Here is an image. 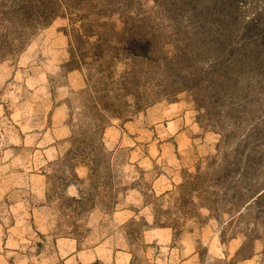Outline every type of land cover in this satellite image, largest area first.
<instances>
[{
  "label": "rangeland",
  "instance_id": "1",
  "mask_svg": "<svg viewBox=\"0 0 264 264\" xmlns=\"http://www.w3.org/2000/svg\"><path fill=\"white\" fill-rule=\"evenodd\" d=\"M0 264H264V0H0Z\"/></svg>",
  "mask_w": 264,
  "mask_h": 264
}]
</instances>
